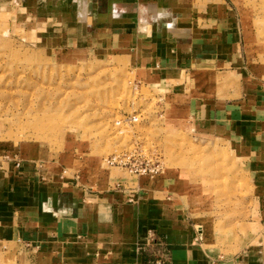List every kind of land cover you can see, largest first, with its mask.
Segmentation results:
<instances>
[{
    "label": "rangeland",
    "instance_id": "1",
    "mask_svg": "<svg viewBox=\"0 0 264 264\" xmlns=\"http://www.w3.org/2000/svg\"><path fill=\"white\" fill-rule=\"evenodd\" d=\"M150 3L171 18L218 13L231 19L241 61L237 73L220 80L219 92L230 91L231 99L221 100L230 105L228 114L241 111L248 118L243 102L255 90L264 95V0H144ZM41 37L23 9L0 2V166L38 156L40 163L62 165L78 181L111 168L137 175L130 168L138 167L146 171L138 175L164 181L204 232L200 243L206 248L231 259L259 243L249 162L264 155L250 160L229 139L198 135L184 98V91L192 93L189 83L184 89L185 76L154 81L125 59L53 48ZM194 81L195 87L202 81V93L209 87L208 77ZM240 148L251 149L247 140ZM0 264L42 263L25 246L9 243L0 244Z\"/></svg>",
    "mask_w": 264,
    "mask_h": 264
},
{
    "label": "crops",
    "instance_id": "2",
    "mask_svg": "<svg viewBox=\"0 0 264 264\" xmlns=\"http://www.w3.org/2000/svg\"><path fill=\"white\" fill-rule=\"evenodd\" d=\"M7 1L34 19L42 43L53 48L125 59L154 81L178 82L185 76L184 89H190L189 83L192 93L184 91V98L195 132L229 139L234 151L250 160L263 158L264 95L255 90L243 102L248 105L245 119L241 111L228 114L230 105L221 102L231 94L219 92L220 80L237 73L241 61L231 19L218 13L171 18L144 0H0ZM227 66L228 72L220 70ZM205 77L209 87L202 93V81L196 87L193 83ZM245 140L250 150L240 148ZM38 159L1 163L0 244L23 245L42 264H264V160L249 162L260 241L247 253L226 259L200 243L204 232L164 181L122 168L99 178L82 175L78 181L62 165Z\"/></svg>",
    "mask_w": 264,
    "mask_h": 264
},
{
    "label": "built area",
    "instance_id": "3",
    "mask_svg": "<svg viewBox=\"0 0 264 264\" xmlns=\"http://www.w3.org/2000/svg\"><path fill=\"white\" fill-rule=\"evenodd\" d=\"M114 162V161H113ZM114 163H116V162H114ZM130 170L132 171V172H134L135 174H139V173H142V172H144V173H146V171H142V170H140V168H138V167H134V166H132L131 168H130ZM155 241V240H154ZM152 242V244H154V245H158V246H162V244L161 243H156V241L155 242H153V241H151Z\"/></svg>",
    "mask_w": 264,
    "mask_h": 264
}]
</instances>
